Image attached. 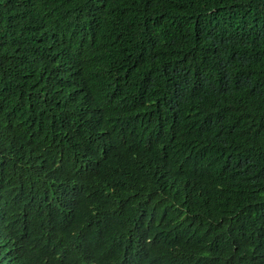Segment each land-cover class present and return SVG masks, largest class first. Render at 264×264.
Masks as SVG:
<instances>
[{
	"label": "trees",
	"instance_id": "16d2710c",
	"mask_svg": "<svg viewBox=\"0 0 264 264\" xmlns=\"http://www.w3.org/2000/svg\"><path fill=\"white\" fill-rule=\"evenodd\" d=\"M0 264H264V0H0Z\"/></svg>",
	"mask_w": 264,
	"mask_h": 264
}]
</instances>
